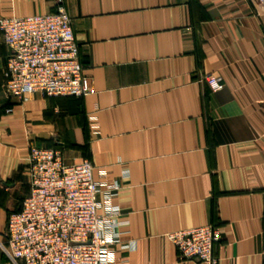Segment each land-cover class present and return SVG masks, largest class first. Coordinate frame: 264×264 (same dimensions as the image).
I'll list each match as a JSON object with an SVG mask.
<instances>
[{
  "label": "crops",
  "instance_id": "crops-1",
  "mask_svg": "<svg viewBox=\"0 0 264 264\" xmlns=\"http://www.w3.org/2000/svg\"><path fill=\"white\" fill-rule=\"evenodd\" d=\"M85 98L10 99L0 33V233L31 192L32 146L120 182L116 264L182 261L168 235L217 225L218 264H264V6L258 0H63ZM55 0H0V18ZM216 74L225 87L212 93ZM99 133L95 132V122ZM0 264H11L0 251Z\"/></svg>",
  "mask_w": 264,
  "mask_h": 264
},
{
  "label": "built area",
  "instance_id": "built-area-1",
  "mask_svg": "<svg viewBox=\"0 0 264 264\" xmlns=\"http://www.w3.org/2000/svg\"><path fill=\"white\" fill-rule=\"evenodd\" d=\"M45 15L0 18V33L10 50L4 87L21 103L34 94L47 98H85L86 83L72 20L63 0ZM264 6V0H258ZM212 93L225 85L216 74L204 79ZM96 118L94 130L99 133ZM31 192L0 233V251L11 264H116L120 211L114 206L120 182H108L106 170L89 160L67 165L58 148L32 146L27 161ZM182 261L218 264L217 225L168 235Z\"/></svg>",
  "mask_w": 264,
  "mask_h": 264
}]
</instances>
